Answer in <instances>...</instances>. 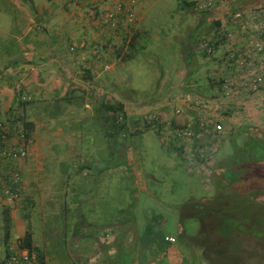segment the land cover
<instances>
[{
  "label": "rangeland",
  "instance_id": "1",
  "mask_svg": "<svg viewBox=\"0 0 264 264\" xmlns=\"http://www.w3.org/2000/svg\"><path fill=\"white\" fill-rule=\"evenodd\" d=\"M182 1L146 0L144 2L142 12L138 15L143 16L141 25H138L139 37L137 40L136 36L133 41L135 48L132 54L134 56L123 63L116 62V65H112L108 72L111 73H107L108 76L113 75L111 77H113L115 89L118 90V86L120 87V90H115L120 98L121 96L127 98L125 99L127 102H138L143 99L152 102L157 96L170 92L171 87L176 89L178 84L187 80L183 74L186 64L180 57V51L188 41L192 40L194 43L193 39H196L200 32L192 33L193 36L189 35V37L188 33L191 34V29L197 28L199 22H204L202 18L205 21L216 20L212 13L202 12L197 8L198 0H185L187 5L195 2L190 6L182 5ZM138 3L139 0H136L134 6ZM26 11L32 12L26 0H0V84L10 82L16 86L23 77H13L16 80L12 83L10 75H3L2 73L5 72L1 68L4 64L13 68L21 61L23 42H20L16 36L23 35L27 28L17 26V18L21 21V13L25 16ZM132 12L133 20H135L134 8ZM230 15L231 13L227 14L224 20L225 25L221 28H227L222 31L223 36L228 30L231 31L230 38L224 36V40L229 39L228 41L242 35L234 32L238 28L237 24H233L234 28L233 26L226 27L228 23H233ZM103 25H105L103 21L97 23L102 30L109 28ZM203 25L204 23L199 25L200 28ZM35 27L39 29L38 26ZM214 27L213 24L212 28ZM55 28L57 30V27ZM18 29L21 32L18 33ZM210 37H215V33ZM99 39L98 35L94 36V40ZM224 42L228 45L227 41ZM76 45L75 42L68 43L67 50L71 54L77 49L81 50ZM95 45L93 53L100 51L101 43L97 42ZM225 47L227 46L223 48ZM35 48L38 46L35 45ZM127 51H130V48ZM214 53L210 58L217 68L218 59L220 60L217 58L218 50ZM99 56L100 54L97 55ZM199 57L195 59L200 63L199 68L202 69L198 74V85L203 93L210 94L212 88L208 89L207 69H204L207 65L202 64V57L200 55ZM114 58L116 57L107 60L103 55V60L110 63L114 61ZM45 60L34 59V63H41ZM188 60L190 63L191 58L189 57ZM104 63L107 64L106 61ZM104 63L101 62V65H105ZM216 70L219 73V70ZM25 91H22V94L27 96V91ZM18 92L16 91L17 94ZM32 92L36 91L30 90L28 93ZM219 94L220 92L216 91L212 97L219 98ZM200 100L204 102V99ZM42 101L40 97L33 95L31 102L36 106L32 111L24 110L22 103L19 102L18 105L15 104L17 108L13 107L10 110L9 117L3 113L4 107L3 109L1 107L0 119L11 120L15 125L14 130L23 133L24 122H28L27 116L31 114L34 118H40L36 119L37 132L45 136V131L42 129L44 121L41 120L44 118L41 110ZM54 106L58 108L57 105ZM45 107L49 108L48 105ZM62 107L65 108L64 105ZM96 109L98 106L94 105L93 111ZM84 112L88 113V111ZM62 116V120L57 119L52 122L53 130L61 128L71 136L72 140L80 138L83 139L84 145L85 142H91L97 148L102 146L103 142L106 145L104 133L107 124H113L114 129L121 132L124 129L127 130L128 125L126 108H122L117 113H110L108 121L102 120V114L90 118H84L81 113H65ZM155 117L157 118L156 115L154 118L152 116L142 117L134 123L129 122L128 128L134 129V133H126L124 137L122 135L115 137L110 146L109 170L103 173L99 170L95 171L89 177L82 176L78 163L72 169L71 162L74 161H70L72 158L66 161V167L60 170V167L54 166V162L57 161L52 159L54 154L47 148L48 146L37 148L36 153L43 155L38 177L42 179L50 176L49 179L55 181L48 193L51 199L49 205H40L38 195L33 198V218L29 225L33 232L38 234L35 240L40 249H43L45 245L52 248L54 254L58 256L57 260L64 261L63 264H93L92 260L97 261L95 264H103L101 260L104 264H205L202 252L194 246L190 247L191 243H189V237L194 238L200 231L199 220L196 217H187L184 208L194 201L213 194L214 174L211 168L214 169L217 166L218 160L223 161L221 157L231 153L230 138H223L222 144L206 145L209 146L206 150L210 152L208 158L211 162H206V165L202 164L204 166L202 170L196 165L186 168L184 161L180 159V154L172 150L171 144L167 142L164 145L168 148H165L160 143L156 128L153 126L157 124ZM199 122L201 121L196 122L197 127ZM120 124L125 128L118 129ZM190 129L197 131L194 125ZM220 133L217 134L219 137L222 136L219 135ZM200 134V137L207 138L205 134ZM181 139L183 141V137ZM189 139L184 140L186 143L192 142V135ZM55 142L59 146L58 152H62L63 147L60 141ZM125 142L129 147L125 150L120 149ZM99 153L98 156H106L104 148L99 150ZM215 159L217 161L214 165L213 160ZM39 187L42 191L44 190L43 185ZM41 217L47 223L45 232L39 223ZM4 234L0 225V255L4 250ZM169 235L175 238V242L169 243L164 240ZM10 238L12 239L11 236ZM75 242L80 243V248L73 245ZM111 246L119 249H116L115 254L110 257L106 255V248ZM255 250H258V246ZM252 261L255 264H264V255L260 258L257 253V257ZM54 264H58V261Z\"/></svg>",
  "mask_w": 264,
  "mask_h": 264
},
{
  "label": "crops",
  "instance_id": "2",
  "mask_svg": "<svg viewBox=\"0 0 264 264\" xmlns=\"http://www.w3.org/2000/svg\"><path fill=\"white\" fill-rule=\"evenodd\" d=\"M26 1L32 12L26 11L25 16L21 13V21L17 18V26H26L25 28H27L23 35L19 34L16 36L20 42H23L21 61L13 68L5 64L1 68L5 72L2 73L3 75H10L11 82L15 81L19 76L23 77L16 86L10 82V84L8 82L6 84H0V109L4 107L3 113L9 117L11 114L10 110L13 107L17 108L15 104L18 105L20 102L24 110L27 111L29 109V111H32L36 104L34 105L31 99L33 95H37L43 100V108L41 110L43 111L42 115L44 118L41 120L44 121L42 129L46 135L42 136L37 132L38 126L36 119L40 118H34L31 114L30 116L25 114L28 117L27 121L33 123V128L27 136L23 133L26 138L28 155L25 159L18 162L22 175V195L20 200L12 206H9L0 199V225L5 233L4 250L0 255V264H3L7 245L11 241H18L20 243V240L27 232L31 234L32 247L38 251L41 264H54L57 261L58 264L64 263V261L57 260L58 256L54 254L52 248L46 247L45 245L43 249H40L35 240L38 234L34 233L29 225L33 218L34 196L38 195L40 205H49L51 199L48 193L55 184V181L49 179L50 176L42 179L38 177L41 170V160L43 159L42 154L36 153L38 147L42 146L44 148L48 146L47 148L54 154L52 159L57 161L54 162V166L60 167V170L64 166L66 167V161L72 158L70 160H74L71 162L72 169L78 163L82 176L89 177L95 171L99 170V172L103 173L109 170L110 146L116 136L122 135L124 137L126 133H134V129L131 128L124 129L122 132L120 130L116 131L113 124H107V129L104 133L106 145L103 142V145L99 146L100 149L91 144V142H85L84 145L83 139L78 138L72 140L71 136L61 128L53 130V127H51L52 122L57 119L62 120V115L65 113H81L84 118L102 114V120L106 119L108 121L110 113L113 112V105L119 102L123 109H127L129 122L134 123L137 119L140 120L142 117L148 118V116L155 114L157 116L155 119L157 124L153 126L156 128L160 143L163 145L167 142L171 144L172 150L180 154V159L184 161L186 168H191L196 165L200 166L201 170L204 168L202 164L206 165V162H208L207 158L210 156V152L206 150V147H209L211 143L214 144L213 142L222 144V139L229 134L234 126L248 123L255 128L262 127L264 123V88L258 93H249L244 97H238L236 100L233 98L232 100L226 101L212 97L220 89V75L218 76L219 73L211 60L212 58L204 51L201 41L213 33L215 35L220 33L223 30L221 28H223L226 22H224L226 20L225 17L227 14L232 13L231 11H249L256 8H261L264 11V0L215 1L211 9L207 12L212 13L216 21H205L202 18L204 25L200 28L202 23L199 22L197 28L194 30L191 29V34L188 33L189 37L192 33L197 34L200 32L196 36V39H193L194 43L190 39L191 41H188L185 47L181 48L180 57L184 59V64H186L183 74L187 80L182 81L180 85L178 84L176 89L171 87L172 90L170 92L162 96H157L152 102L148 101V99H143L138 102L125 101L127 98L122 96L120 98L115 92L117 89L113 85V77H111L113 75L108 76L111 73L108 72L112 65H116V62L123 63L125 60L130 59V57H126L125 55L132 53L135 47H130L128 43L134 33L138 40L140 33L138 25H141L143 21V16L139 17L138 15L142 12L146 0H139V3L134 6L136 18L128 28L127 23L123 19L124 16L117 9V0ZM18 6L20 7V5ZM20 8L25 9L23 7ZM104 10L113 13L112 18L119 19L120 26L123 25L120 30L115 28H105V30H102L97 26V23L102 21L100 17ZM263 19L264 15H262ZM213 24L215 25L214 28H212ZM35 26H38L39 29ZM228 26H233L234 28L233 23H228L226 27ZM55 27H57V30ZM17 32L19 33L21 30L19 31L18 29ZM93 35H98L100 39L94 40ZM126 36H128L127 39ZM253 38L254 36L248 34L238 36L234 44L235 49L239 48L237 56L249 52L248 50L246 51V48H243V45ZM70 42L77 43L76 46L80 47L81 50L77 49L71 54L67 50V44ZM97 42L101 43L99 57H97L96 53H93ZM80 43L82 44L80 45ZM35 45L38 48H35ZM127 47L130 48V51H127ZM121 49L122 51L119 54L118 50ZM217 50V58H220L225 54L224 50H226V47H220ZM103 55L107 60L112 57L116 58L110 63L107 60H103ZM131 55L132 58L134 54ZM199 55L202 57L201 63L207 65L206 68H203L207 69L208 89L212 88L210 94L208 92L203 93V90L198 85V74L202 69H200L201 67L199 68L200 63L196 62L195 59L200 58ZM189 57L191 58L190 63L188 60ZM38 58L46 60L41 63H34V59ZM98 58L101 60H96ZM105 61L110 65L109 69H105L104 65H101V62L104 63ZM261 66L264 71V62ZM30 90L36 92L28 93ZM118 90H120L119 86ZM16 91H19V94ZM22 91H25L28 95L24 96ZM205 96L208 98H204ZM199 98L204 99V102ZM47 105L49 108L45 107ZM54 105H57L58 108ZM94 105L98 106V109L93 111ZM84 111H88V113ZM203 119L219 122L222 125V134L220 133L219 135L222 136L219 137L217 133L207 138L200 137L202 131L198 128L199 126L197 127L196 122L198 120L202 121ZM0 121L9 120L5 118L3 120L0 119ZM8 123L13 127L15 126L11 120ZM192 125L197 130L195 132L190 129L192 142L186 143L184 139L181 141L182 139L175 135L177 130L185 127L191 128ZM54 140L60 141L63 147L62 152H58L59 146H57ZM203 146L204 148H201ZM128 147L129 145L125 142L120 149L124 148L125 150ZM164 147L168 148L165 145ZM101 148L105 149V157L103 155L98 156L100 154L99 150H102ZM221 158L224 159L225 156ZM214 161L216 162L217 159ZM73 163H75L74 166ZM207 168L210 167L207 166ZM38 185H43L44 190L42 191ZM4 218L9 219L8 232L5 231ZM39 223H41L42 230L45 232L47 223L44 222L43 217L40 218ZM73 245H77L78 248L81 246L77 242ZM116 249L119 248L115 246L106 248V255L111 257L115 254ZM96 262V260L91 261L93 264ZM101 263L104 264V261L101 260Z\"/></svg>",
  "mask_w": 264,
  "mask_h": 264
},
{
  "label": "trees",
  "instance_id": "3",
  "mask_svg": "<svg viewBox=\"0 0 264 264\" xmlns=\"http://www.w3.org/2000/svg\"><path fill=\"white\" fill-rule=\"evenodd\" d=\"M184 4L187 5L185 0L182 1ZM121 28L120 25L117 27L118 30ZM135 37L134 33L128 43L130 47ZM99 54L97 51L96 55ZM131 54L125 56L131 58ZM119 110L122 105L117 102L113 112ZM32 128V122H24L23 133L27 136ZM123 128L125 126L121 124L118 127ZM227 138H230L231 153L211 168L213 194L184 208L185 215L198 218L201 226L194 238L189 237V243L192 244L190 247L202 252L205 264H255L252 259L257 253L260 258L264 255V123L259 128L248 123L234 126ZM4 226L8 232L9 219L4 218ZM20 243L23 247L33 248L31 234L27 232Z\"/></svg>",
  "mask_w": 264,
  "mask_h": 264
},
{
  "label": "built area",
  "instance_id": "4",
  "mask_svg": "<svg viewBox=\"0 0 264 264\" xmlns=\"http://www.w3.org/2000/svg\"><path fill=\"white\" fill-rule=\"evenodd\" d=\"M215 0H199L197 8L200 11H208ZM136 0H117V9L124 16L126 25L131 24L134 18L133 8ZM117 11V10H116ZM264 11L261 8L249 11L237 10L231 13V20L234 25H238L235 34H248L254 36L243 48L248 53L237 56L239 48L234 47L236 38L231 41L224 40L230 38L231 31L216 34L215 37L203 38L201 41L204 51L209 57L220 47H226L224 55L217 63L220 75L219 98L221 100H236L249 93H258L264 88V71L261 64L264 62ZM113 13L103 12L101 19L106 27L115 28L120 25L117 18H112ZM123 26V25H122ZM218 37V38H217ZM216 38V39H215ZM224 41L228 42V45ZM109 64L104 68L109 69ZM226 71V72H225ZM225 72V73H224ZM155 114H152L154 118ZM156 119V117H155ZM5 121H0V199L6 204L14 205L20 200L22 195V175L18 162L25 159L28 155L26 138L22 132H17L14 127ZM199 129L205 136L210 137L222 131L220 123L204 120L199 123ZM175 135L179 138L190 140L191 130L185 127L176 131ZM212 142V141H211ZM216 145V142H213ZM209 162L210 159H208ZM165 241L175 242L173 236H166ZM3 264H41L38 252L33 248L23 247L18 241L10 242L6 248Z\"/></svg>",
  "mask_w": 264,
  "mask_h": 264
}]
</instances>
